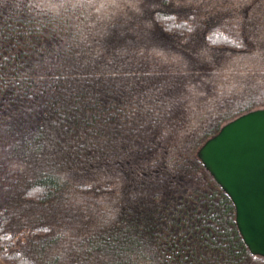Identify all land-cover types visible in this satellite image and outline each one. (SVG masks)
Returning a JSON list of instances; mask_svg holds the SVG:
<instances>
[{
	"label": "trees",
	"instance_id": "16d2710c",
	"mask_svg": "<svg viewBox=\"0 0 264 264\" xmlns=\"http://www.w3.org/2000/svg\"><path fill=\"white\" fill-rule=\"evenodd\" d=\"M264 108V0H0L4 264H264L197 155Z\"/></svg>",
	"mask_w": 264,
	"mask_h": 264
},
{
	"label": "water",
	"instance_id": "95a60500",
	"mask_svg": "<svg viewBox=\"0 0 264 264\" xmlns=\"http://www.w3.org/2000/svg\"><path fill=\"white\" fill-rule=\"evenodd\" d=\"M197 155L230 196L249 250L264 255V108L224 124Z\"/></svg>",
	"mask_w": 264,
	"mask_h": 264
},
{
	"label": "crops",
	"instance_id": "0c3cea01",
	"mask_svg": "<svg viewBox=\"0 0 264 264\" xmlns=\"http://www.w3.org/2000/svg\"><path fill=\"white\" fill-rule=\"evenodd\" d=\"M0 264H4V263L0 260Z\"/></svg>",
	"mask_w": 264,
	"mask_h": 264
},
{
	"label": "rangeland",
	"instance_id": "374dc122",
	"mask_svg": "<svg viewBox=\"0 0 264 264\" xmlns=\"http://www.w3.org/2000/svg\"><path fill=\"white\" fill-rule=\"evenodd\" d=\"M43 1V0H42Z\"/></svg>",
	"mask_w": 264,
	"mask_h": 264
}]
</instances>
